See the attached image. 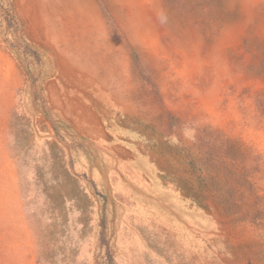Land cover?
I'll list each match as a JSON object with an SVG mask.
<instances>
[{"label": "rangeland", "instance_id": "374dc122", "mask_svg": "<svg viewBox=\"0 0 264 264\" xmlns=\"http://www.w3.org/2000/svg\"><path fill=\"white\" fill-rule=\"evenodd\" d=\"M13 3L0 264H264V227L194 154L216 135L242 143L264 187V0ZM20 33L47 55L30 86Z\"/></svg>", "mask_w": 264, "mask_h": 264}, {"label": "trees", "instance_id": "16d2710c", "mask_svg": "<svg viewBox=\"0 0 264 264\" xmlns=\"http://www.w3.org/2000/svg\"><path fill=\"white\" fill-rule=\"evenodd\" d=\"M0 18L2 26L13 33H19L22 29L19 16L14 7L13 0H0ZM18 41L17 47L11 49V52L17 57L21 68L27 76V86L38 80L42 76L43 56L46 51L40 47L30 44L23 35L14 37ZM47 56V55H46ZM50 119L51 115L46 113ZM168 125H172L171 117L168 118ZM53 129L56 130L54 124ZM59 134V133H58ZM63 139V137H61ZM206 148L198 146L194 154L197 156V166H201L199 171L208 169L211 178L216 179L219 175L222 177L223 185L217 195L230 197L233 200L232 210H238L240 218L258 222L264 227V189L255 177V170L260 167L262 161L260 157L248 147L237 141H231L222 136H214L207 141ZM248 195L250 203L248 209L242 210V197ZM215 196V193L214 195ZM244 199V198H243ZM237 202V203H236Z\"/></svg>", "mask_w": 264, "mask_h": 264}]
</instances>
